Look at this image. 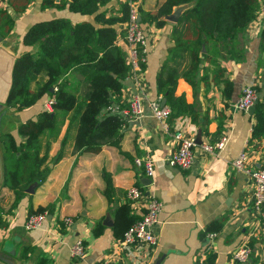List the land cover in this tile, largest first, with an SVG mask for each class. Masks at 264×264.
Here are the masks:
<instances>
[{"label":"crops","instance_id":"crops-1","mask_svg":"<svg viewBox=\"0 0 264 264\" xmlns=\"http://www.w3.org/2000/svg\"><path fill=\"white\" fill-rule=\"evenodd\" d=\"M158 1L138 0L134 4L137 12L139 6L149 11ZM258 1L260 6L264 0ZM41 2L32 0L26 11L19 13L11 0H0V10H5L14 21L10 34L2 37L10 43V49L0 45V210L4 211L0 225V264H97L100 261L155 264L160 258L159 264H248L233 263L230 258L243 244L252 250L250 262L264 260V221L257 219L251 206L252 183L246 173L232 166L234 159L244 152L247 164L256 168L264 154V18L258 19L256 15L249 24L240 61L220 60L224 77L232 84L229 93L224 92L219 81H210L209 87L201 85L195 89L184 78L177 79L174 95H183L196 114L194 121L191 117L179 116L170 123L173 133L194 139L196 144L193 164L184 170L167 163L176 142L162 131L149 105L152 100L159 99L162 103L165 99L167 106L166 97L157 91V77L167 62L169 48L174 45L171 35L178 20L170 21L165 15L162 24L143 22L138 13L146 34L145 63L139 72L123 80L120 103L131 108L136 100L140 117L122 113L126 125L119 147L103 146L97 153L75 152L76 124L69 122L71 112L64 116V112L57 111L58 126L38 138L40 171L45 179L33 183L32 192L25 189V195L13 206L15 193L3 184L1 136H12L18 145L21 141L19 124L35 119L51 99L44 96L22 110L6 105L14 61L28 49L23 46L22 38L35 23L54 17L99 26L94 20L95 13H75L68 5L43 9ZM191 5L189 3L188 8ZM108 7L118 8V0H111L99 11ZM118 27L116 43L126 58L124 26ZM82 72L76 68L67 74L69 88L78 91V95L84 93L88 85ZM45 79L44 73L39 74L31 89ZM246 85H252L258 97L253 107L244 112L235 105ZM198 133L201 143L195 140ZM221 137L225 139L224 145L217 153L203 151V144L214 143ZM136 157L153 161L151 183L145 184L143 169L134 164ZM132 185L141 187L146 195L153 194L163 203L153 227L157 239L153 247L144 243L124 246L120 242L128 218L137 220L145 211V202L135 204L126 198V190ZM47 204L52 206L46 210L42 226L26 231L23 224L29 213ZM65 217L72 219L69 227L63 222ZM207 233L214 236L209 238ZM75 239L85 245L80 259H74L70 253Z\"/></svg>","mask_w":264,"mask_h":264},{"label":"trees","instance_id":"trees-1","mask_svg":"<svg viewBox=\"0 0 264 264\" xmlns=\"http://www.w3.org/2000/svg\"><path fill=\"white\" fill-rule=\"evenodd\" d=\"M31 1L11 0V4L22 13ZM110 1L42 0L43 9H60L68 5V9L75 13H95L94 20L99 26L54 17L35 23L22 38L23 46L28 49L14 61L6 105L22 110L44 96L50 97L53 103L52 111L42 110L35 119L19 124L21 141L18 145L12 136H1L4 146L3 184L15 193L13 206L25 195V189L45 179V174L40 171L38 138L58 126L57 111L64 112V116L71 112L69 122L76 124L75 152L97 153L103 146L120 145L126 125L122 110H130L120 103L129 66L116 40L118 26L127 23L130 5L138 0H118V8L99 11ZM187 3L192 5L180 15L173 28L171 39L174 45L169 48L167 62L157 77V91L166 97L170 109L169 123L179 116L196 120L193 105L186 103L183 95H174L178 78H184L195 89L201 85L207 88L210 81H219L224 92H230L232 84L224 77L220 60L240 61L243 58L245 33L259 8L258 0H160L153 10L146 11L139 6L138 13L143 22L162 24L163 16L173 7ZM13 25V18L5 10H0V37L8 36ZM140 65L143 68L144 63L140 62ZM76 68L83 71L88 84L81 95L69 88L67 79V74ZM41 73L45 74V81L32 90L31 84ZM114 104L118 110L112 112L110 107ZM63 115L60 116L64 118ZM51 206L47 204L29 214L46 212ZM3 213L0 210V225ZM135 221L128 218L121 237ZM247 263L264 264V260Z\"/></svg>","mask_w":264,"mask_h":264},{"label":"built area","instance_id":"built-area-1","mask_svg":"<svg viewBox=\"0 0 264 264\" xmlns=\"http://www.w3.org/2000/svg\"><path fill=\"white\" fill-rule=\"evenodd\" d=\"M258 19L264 18V1L259 6ZM124 39L127 43L128 53L125 61L129 66L127 75L136 74L140 71V62L145 63L146 51V34L140 26L138 20V12L135 4L130 5L128 21L124 25ZM257 91L252 85L243 87L241 94L236 102L235 108L244 112L249 111L257 100ZM53 100L49 99L45 103V110L51 111ZM152 116L160 123L162 131L170 134L175 139V149L167 158V163L171 166H176L181 169H189L194 161V147L196 146L194 139L184 137L179 133H173L169 123L170 109L166 105H162L159 99L150 102ZM112 112L118 110L117 105L110 107ZM133 113L140 117L141 110L137 101L131 103L130 110H122V113ZM224 137H221L214 143L203 144L202 149L205 153L215 154L224 145ZM134 164L141 167L145 178L151 180L154 176L153 161L148 157H136ZM235 170L246 173L252 183L251 206L259 221H264V154L260 157L258 167H250L247 164V155L241 152L232 162ZM126 198L132 203L145 202V211L142 216L131 224L120 238V242L124 246L137 243H144L147 246L153 247L157 243L156 235L153 232V227L157 224L159 214L163 208V203L153 194H145L139 186L132 185L126 190ZM46 212L29 214L24 221V229L26 231L35 230L42 226L46 220ZM65 226L72 224L70 217L63 219ZM214 233H207V237L212 238ZM251 248L247 244H243L234 250L230 256L233 263H247L251 257ZM71 256L74 259H80L85 253V245L82 240L75 239L70 247ZM97 264H107L106 261H100Z\"/></svg>","mask_w":264,"mask_h":264},{"label":"water","instance_id":"water-1","mask_svg":"<svg viewBox=\"0 0 264 264\" xmlns=\"http://www.w3.org/2000/svg\"><path fill=\"white\" fill-rule=\"evenodd\" d=\"M189 7V3L187 4H182V5H179L178 7H176L170 14L166 15V19L170 20V21H173V22H176L178 20V17ZM138 20L140 21V17H138ZM0 45L4 48H6L7 50L10 49V43L7 41V40H3L2 37H0ZM162 105H165V99H163ZM196 142L198 143H201L200 141V134L198 133L197 134V137H196ZM151 183V180L146 178V182L145 184H149ZM33 190V185L31 184L27 189H26V192H32ZM161 258L158 259L155 264H159ZM251 260H249L250 262Z\"/></svg>","mask_w":264,"mask_h":264}]
</instances>
